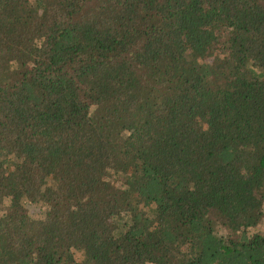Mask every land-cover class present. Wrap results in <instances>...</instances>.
Segmentation results:
<instances>
[{
	"label": "trees",
	"instance_id": "1",
	"mask_svg": "<svg viewBox=\"0 0 264 264\" xmlns=\"http://www.w3.org/2000/svg\"><path fill=\"white\" fill-rule=\"evenodd\" d=\"M0 264H264V0H0Z\"/></svg>",
	"mask_w": 264,
	"mask_h": 264
},
{
	"label": "rangeland",
	"instance_id": "2",
	"mask_svg": "<svg viewBox=\"0 0 264 264\" xmlns=\"http://www.w3.org/2000/svg\"><path fill=\"white\" fill-rule=\"evenodd\" d=\"M28 208H29L30 212H33V213L39 212V207H37L35 205L29 206Z\"/></svg>",
	"mask_w": 264,
	"mask_h": 264
}]
</instances>
